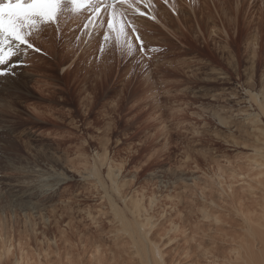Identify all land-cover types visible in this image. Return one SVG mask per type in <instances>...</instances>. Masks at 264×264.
Returning <instances> with one entry per match:
<instances>
[{
    "label": "rangeland",
    "instance_id": "obj_1",
    "mask_svg": "<svg viewBox=\"0 0 264 264\" xmlns=\"http://www.w3.org/2000/svg\"><path fill=\"white\" fill-rule=\"evenodd\" d=\"M154 3L159 23L129 17L163 49L147 73L86 9L0 80V264H145L121 219L150 221L166 264L237 263L264 190V0Z\"/></svg>",
    "mask_w": 264,
    "mask_h": 264
},
{
    "label": "snow or ice",
    "instance_id": "obj_2",
    "mask_svg": "<svg viewBox=\"0 0 264 264\" xmlns=\"http://www.w3.org/2000/svg\"><path fill=\"white\" fill-rule=\"evenodd\" d=\"M164 3L167 5L169 0ZM86 9L91 10L93 18L83 25L85 30L94 31L99 23L106 29L102 33L104 44L122 59L133 60L147 73L149 62L163 49L146 44L139 25L129 17L146 16L159 23L154 0H3L0 2V80L14 77L17 64L26 66L21 57H27L30 51H41L31 38L39 34L42 26H58L65 12L79 14ZM102 13L106 14L104 20Z\"/></svg>",
    "mask_w": 264,
    "mask_h": 264
},
{
    "label": "bare ground",
    "instance_id": "obj_3",
    "mask_svg": "<svg viewBox=\"0 0 264 264\" xmlns=\"http://www.w3.org/2000/svg\"><path fill=\"white\" fill-rule=\"evenodd\" d=\"M0 2H3V0H0ZM213 71V70H212ZM260 80V79H259ZM259 84V83H258ZM250 93V92H249ZM252 99V98H251ZM253 100V99H252ZM257 101V100H256ZM260 106L262 107L261 110L263 109V113H264V105L260 103ZM259 121V120H258ZM255 119H250V123L252 124V128L255 132L258 133L257 136L253 137L254 142L258 144V146L255 147V149L253 150L255 153V157L254 160L256 162H260L262 159L264 161V130L259 127L257 125V122ZM250 124V125H251ZM241 132V131H240ZM244 135V134H243ZM261 164L256 163L255 167L260 166ZM260 174V173H259ZM258 175V174H257ZM261 175V174H260ZM220 178V176H219ZM257 179V178H256ZM162 182V181H161ZM222 182V181H221ZM256 182H259L258 180ZM263 183V182H262ZM222 184V183H221ZM164 185V184H163ZM264 185V184H261ZM170 187V186H169ZM165 188V187H164ZM253 188V187H252ZM254 192V191H253ZM143 198V197H142ZM156 198V196H155ZM158 199V198H157ZM154 199V200H157ZM138 200V199H137ZM142 200V199H141ZM211 200V199H210ZM213 201V200H212ZM132 202V201H131ZM135 202L134 204L138 203V201H133ZM141 202V201H140ZM260 202L262 203L261 209L258 210L257 212H260V216L257 218L256 214H254L256 217H253L251 215L247 216L246 219V225L244 227V231H245V239L243 238V242L241 243L238 251L236 252V264H264V190H263V194H262V200H260ZM112 203V202H111ZM130 203V201H129ZM128 203V205H130ZM154 203V202H153ZM157 203V201H156ZM213 203V202H212ZM132 204V203H131ZM155 204V203H154ZM218 204V203H217ZM116 205V204H115ZM139 206L140 203H138ZM157 205V204H156ZM155 205V206H156ZM9 206V205H8ZM114 206V205H112ZM117 206V205H116ZM119 206V205H118ZM154 206V205H153ZM126 207V206H125ZM143 207V206H141ZM118 208V207H117ZM129 208V207H128ZM11 209V208H10ZM132 209V207L130 208ZM153 209V208H152ZM115 210V208H114ZM118 210V209H117ZM129 210V209H128ZM133 210V209H132ZM139 210V208H138ZM145 210V207H144ZM126 211L125 209L123 210V212ZM131 211V210H129ZM143 211V210H142ZM141 211V212H142ZM147 211L149 212V210L147 209ZM256 212V211H255ZM256 212V213H257ZM146 213V212H145ZM118 214L119 211H118ZM137 214V213H136ZM148 213H146L145 215L147 216ZM123 216H125V214H122ZM116 216V215H115ZM121 216V215H120ZM134 216V215H133ZM210 216V215H208ZM251 216V217H250ZM127 217V216H126ZM213 217V216H211ZM138 218V217H137ZM136 218V219H137ZM141 218V217H140ZM148 218V217H146ZM153 219V217H150ZM149 218V219H150ZM209 218V217H208ZM135 219V220H136ZM210 219V218H209ZM220 220V219H218ZM133 221V220H132ZM131 221V222H132ZM128 222L125 219H121V224H123L124 229L123 231H125V234L130 236L131 240L134 242L135 245L139 244L140 246H136L138 248V252L139 255L145 260V264H166V262H164V258L162 257V254L159 252V246L157 244V242H153L150 238V232L146 231L145 232V228L148 226L151 230V228H154L153 226H151L152 224H150V221L144 222L143 224L139 223L138 225H136V227H134L133 225H135L134 223ZM138 222V221H137ZM141 222V221H140ZM154 224V222H153ZM173 225V224H172ZM122 228V227H121ZM147 229V230H148ZM153 230V229H152ZM151 230V231H152ZM154 233V231H153ZM155 234V233H154ZM153 236V235H152ZM257 244V245H255ZM261 245V246H260ZM260 246V247H259ZM144 247H149V248H144ZM259 247V248H258ZM11 246L4 245V250L0 251V258L2 259L4 256L7 257V255H9L11 253ZM122 249V248H120ZM119 249V250H120ZM13 251V250H12ZM158 252V255H157ZM118 255V254H115ZM117 258V257H116ZM119 259V258H118ZM122 259V258H121ZM113 260V259H111ZM18 261H22V260H18ZM106 261V260H105ZM108 261V260H107ZM106 261V262H107ZM114 261H116L114 259ZM113 261V263H114ZM126 261V260H125ZM124 261V262H125ZM23 262V261H22ZM233 262V261H232ZM230 263V264H234V263ZM73 263V262H72ZM109 263V261H108ZM116 263V262H115ZM100 264V263H99ZM111 264V263H109Z\"/></svg>",
    "mask_w": 264,
    "mask_h": 264
}]
</instances>
